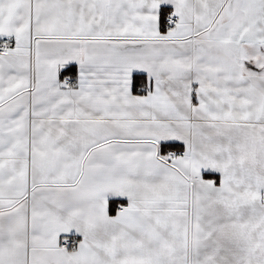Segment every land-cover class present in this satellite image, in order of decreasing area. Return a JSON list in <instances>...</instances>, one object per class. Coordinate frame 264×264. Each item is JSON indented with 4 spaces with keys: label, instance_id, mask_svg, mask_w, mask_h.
<instances>
[{
    "label": "snow or ice",
    "instance_id": "obj_1",
    "mask_svg": "<svg viewBox=\"0 0 264 264\" xmlns=\"http://www.w3.org/2000/svg\"><path fill=\"white\" fill-rule=\"evenodd\" d=\"M0 264H264V0H0Z\"/></svg>",
    "mask_w": 264,
    "mask_h": 264
}]
</instances>
